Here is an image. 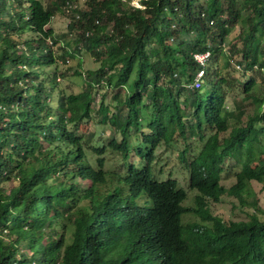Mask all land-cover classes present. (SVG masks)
Instances as JSON below:
<instances>
[{
    "label": "trees",
    "instance_id": "trees-1",
    "mask_svg": "<svg viewBox=\"0 0 264 264\" xmlns=\"http://www.w3.org/2000/svg\"><path fill=\"white\" fill-rule=\"evenodd\" d=\"M68 1L0 0V264H264V209L252 192L264 182V84L256 92L250 78L229 107L220 76L233 61L244 77L264 76V0H242V9L240 0H87L79 19ZM58 14L70 19L74 51L57 58ZM82 51L97 68L80 66L83 91L67 94L58 61ZM205 52L204 82L191 88L194 55ZM215 56L226 62L211 65ZM97 96L95 120L110 137L91 145L80 128ZM177 138L202 142L191 161L188 145L179 155L197 191L191 207L177 180L153 177L157 149ZM108 149L123 171L106 168ZM228 162L240 166L229 188ZM225 195L251 203L250 218L214 215L210 202ZM186 213L207 224L184 225Z\"/></svg>",
    "mask_w": 264,
    "mask_h": 264
},
{
    "label": "rangeland",
    "instance_id": "rangeland-1",
    "mask_svg": "<svg viewBox=\"0 0 264 264\" xmlns=\"http://www.w3.org/2000/svg\"><path fill=\"white\" fill-rule=\"evenodd\" d=\"M47 2L48 0H42ZM132 4L138 6V0H133ZM239 9L243 7V1H239ZM69 18L63 14H58L51 22L50 27L53 29L54 33L57 35L58 43L54 46V54L58 58L64 50L74 51L73 37L69 35L68 32ZM240 32V27L233 29L229 35L227 42L230 46L233 43H238V36ZM34 34L32 32L25 33L24 38H30ZM264 41V34L261 36V43L259 44V49L262 46ZM257 58H260L258 55ZM226 62L221 56L213 57L211 65H222ZM60 73H64L65 77H60L59 86L60 90L64 91L67 94H78L83 91L84 81L83 79L75 74V71L81 69L84 71L92 70L97 68V64L94 62L92 56L82 51L80 53H75L74 57H68V62L65 63L59 59L58 61ZM216 67V66H215ZM54 68V67H52ZM248 77H244L243 71L239 69L236 62L229 63L228 67H225L220 74L224 78L228 79V82L224 85L227 89V105L229 107H234V99L243 98L242 88L243 84L247 82L250 78L256 79L258 82V89L264 84V76L260 75L259 71L254 69L251 73L247 74ZM246 75V76H247ZM240 81V82H238ZM207 88H211L209 84ZM103 94V91H101ZM111 94L107 95V102L110 101ZM100 102V96H97V103L94 105L92 111V118L88 121H85L81 124L80 133L89 139L91 145L107 144L110 131L105 126L100 125L97 118L98 106ZM52 105L57 106L58 103V93H55L52 96ZM247 111L249 113L254 112L255 105L251 100L246 101ZM94 118V119H93ZM146 131V130H145ZM136 137H132L131 143L135 142ZM188 145L190 147L189 154L187 155V160L191 161L194 157V154L202 146V142L198 140H190V142L185 143L182 139L177 138L171 145H161L156 151V161L153 169V177L157 181H166L169 178L175 179L178 181L179 185L187 192L188 198L184 203L185 206L191 207L194 205V196L197 195V191L192 190L189 185L190 174L187 171V168L181 162L179 155L184 147ZM92 155V162L96 160L91 149L88 150ZM104 159L106 160V168L115 171L124 170V162L122 161L120 154L113 152L112 150H107ZM134 161H136L133 158ZM240 170V166L235 163H227L224 168L223 180L222 183L225 187L229 188L235 182V174ZM15 185L14 180L5 182L2 186L9 192L11 188ZM252 192L255 195V198L258 200L259 205L264 209V182L259 183L254 181L252 183ZM250 202V201H248ZM210 211L214 215L222 217L224 220L232 221H246L250 218V215L254 212V209L251 207V203L242 204L238 199L225 195L220 202H210ZM261 218L264 216L260 215ZM182 223L184 225L190 223H199L207 224L202 221L201 218L194 213H186L182 217ZM70 237V236H69Z\"/></svg>",
    "mask_w": 264,
    "mask_h": 264
},
{
    "label": "built area",
    "instance_id": "built-area-1",
    "mask_svg": "<svg viewBox=\"0 0 264 264\" xmlns=\"http://www.w3.org/2000/svg\"><path fill=\"white\" fill-rule=\"evenodd\" d=\"M87 0H72L68 1L66 4V13L69 15H74L76 19L80 18V15L78 13V10H80L83 6H85ZM70 22V19H69ZM197 62L200 64L201 69L198 72L193 84L190 86L191 88H200L201 85L204 82V74H205V68L208 66L210 59H211V53L205 52L201 54H195L194 55Z\"/></svg>",
    "mask_w": 264,
    "mask_h": 264
}]
</instances>
